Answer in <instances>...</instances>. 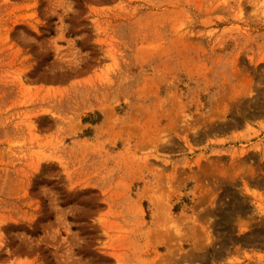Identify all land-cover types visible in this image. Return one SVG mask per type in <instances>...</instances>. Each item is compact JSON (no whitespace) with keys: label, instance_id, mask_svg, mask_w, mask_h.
I'll return each instance as SVG.
<instances>
[{"label":"rangeland","instance_id":"1","mask_svg":"<svg viewBox=\"0 0 264 264\" xmlns=\"http://www.w3.org/2000/svg\"><path fill=\"white\" fill-rule=\"evenodd\" d=\"M0 264H264V0H0Z\"/></svg>","mask_w":264,"mask_h":264}]
</instances>
